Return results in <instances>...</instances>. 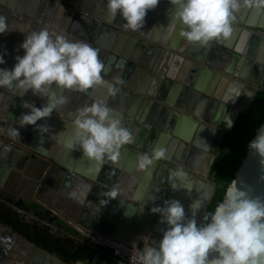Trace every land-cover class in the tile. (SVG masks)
<instances>
[{"label": "crops", "instance_id": "crops-1", "mask_svg": "<svg viewBox=\"0 0 264 264\" xmlns=\"http://www.w3.org/2000/svg\"><path fill=\"white\" fill-rule=\"evenodd\" d=\"M105 5L106 0H0V16L6 18L10 28L6 33L0 34V54L6 53L5 64L0 67L11 69L15 63L14 57L23 55V49L19 45L27 32L47 28L50 33L62 34L70 40L89 42L99 50L100 59L109 67L107 73H102L103 79L112 84H115V78L123 81L116 85L120 91L114 97L107 94L106 84L96 85L86 93L61 92L55 89L58 95L67 96V103L58 106L49 117L37 121V124L48 128L43 133L35 125H21L20 117L30 111L23 107V101L39 107L46 103V98L34 96L30 90L20 96L18 90L0 87V137H3L0 139V189L10 190L13 195L24 198L26 202L47 213L50 221L45 226L61 237L74 236L77 244L87 243L103 247L104 245L94 244L90 234L100 236L98 228L102 222H107L110 231L118 227L123 238L117 240L132 247L129 240L136 239L141 242L144 236L150 237L147 230L158 217V213H154V217L149 216L153 206H163L166 199H177L183 204L186 217L192 218L190 204L204 197L208 199L211 193V171L216 158L211 151L214 137L210 138L207 133H203L199 144L189 143L185 146L177 134L163 131L161 127L170 122V115L162 119L161 109H156L153 103L148 104L147 98L151 97L147 92L161 91L168 97L177 90L176 81L170 82L168 75L175 66L173 55L176 53L156 41H152V49L145 45L138 48L140 42L132 41L129 36L119 39L101 31V25L88 16H94L89 12L93 9L103 8L106 11ZM114 20L120 24L115 25L116 27L135 34L123 28L124 21L119 15ZM159 20L158 16L147 12L142 28L148 26L152 36L160 27ZM254 23L263 27H248L251 34L243 37L241 51L238 52L241 56L248 52L249 56L245 57L249 61L243 63L242 67L236 66L243 75L240 80L250 86H253L254 80L260 82L264 75V15L256 18ZM166 28H163L164 31ZM233 35L235 38L232 43L235 44L241 37V31ZM257 36L262 37L261 40ZM213 44L214 41L207 46L190 43L189 49L202 53L207 48L205 52H209ZM102 50H106V55H103ZM243 97L244 91L238 96L229 93L226 97L228 101H224L228 107L223 112L222 100V104L219 103L215 108L213 117H220L223 122L224 117L228 118L231 109H237ZM93 100H102L113 108L122 117L123 126L133 137L132 143L121 148L118 160L106 162L99 172L95 171L92 162L82 156L78 146L74 150L63 146L73 134L72 120L76 110ZM177 122L178 120L173 121L171 129H175ZM157 123L160 128L156 127ZM216 125L221 127L220 123ZM164 133L168 136L162 135ZM145 147L150 150L163 147L166 149V158L157 160L148 170L141 171L136 168L137 157L151 152ZM38 154L51 157L52 162L59 168L61 165L57 163L68 164L86 174L87 178L80 180V176L72 170H69V174H56V177L54 172L44 173L42 167L35 169L34 156ZM177 167L186 173L182 183L193 187L190 192L182 187L177 190L171 188L170 172ZM176 183L179 185L181 182L177 180ZM116 187L122 189L121 193L117 192L116 198L104 195L108 193L106 191L110 192ZM72 193L75 195H71ZM136 197L144 203L138 202L141 208H133L131 205L133 202L137 203ZM207 199L196 212L197 223L203 222ZM26 217L33 218L32 215ZM62 217L80 231L72 229ZM4 233L6 228L1 227L0 264H73L43 247L44 250L34 247L32 242H36L33 239L12 234L7 240ZM155 233L157 235L154 240L159 241L162 232L157 230ZM101 253V250L98 251L93 260L86 264H96Z\"/></svg>", "mask_w": 264, "mask_h": 264}, {"label": "clouds", "instance_id": "clouds-1", "mask_svg": "<svg viewBox=\"0 0 264 264\" xmlns=\"http://www.w3.org/2000/svg\"><path fill=\"white\" fill-rule=\"evenodd\" d=\"M158 3L159 0H106L105 7L109 18L119 15L123 27L135 32L142 29L147 12ZM169 3L174 9L171 25L178 23L179 35L200 46L229 41L241 9L264 11V0H169ZM8 30L6 18L0 16V34ZM19 48L23 49V55L14 57L11 69L0 67V87L18 90L20 96L30 90L34 96L46 98V103L39 107L23 101V107L30 111L21 115V125H35L41 133L47 132L48 128L37 121L49 117L68 99L55 89L86 93L96 85L106 84L109 96L114 97L120 91L116 85L123 81L115 78L112 84L103 79L102 73H107L109 67L100 59L99 50L87 41L70 40L41 28L27 32ZM5 54H0V65L5 64ZM72 128L73 134L64 142V148L74 150L78 146L96 172L106 162H116L121 148L133 140L123 126L122 117L102 100L78 108ZM248 148L261 157L260 163L264 165V125L249 141ZM163 158L166 149L154 147L150 154L145 152L137 157L136 168L146 171ZM185 177L182 168L171 170V188L182 187L190 192L193 187L182 183ZM177 180L181 182L179 185ZM104 195L116 198L117 191L113 189ZM205 199L190 204L192 218L186 217L184 206L177 199H166L163 206H153L150 211L159 214L166 228L159 241L144 245L138 255L140 264H264V200L250 197L237 187L235 180L230 181L222 199L198 224L195 215Z\"/></svg>", "mask_w": 264, "mask_h": 264}, {"label": "water", "instance_id": "water-1", "mask_svg": "<svg viewBox=\"0 0 264 264\" xmlns=\"http://www.w3.org/2000/svg\"><path fill=\"white\" fill-rule=\"evenodd\" d=\"M84 5L81 6L85 7ZM173 10L174 9L170 5L169 0H159L158 5L154 9L148 11L153 15L158 16L160 18L159 22L161 23L158 30L155 31L152 36L149 33L150 29L148 26H145V28H142L141 30L135 31L134 33L137 35L129 34L127 31L116 27L117 25H120L119 22L109 18L108 13L104 11L103 8L100 10L93 9L92 11H89L94 14V16L92 17L90 14L88 17L92 20H96L97 24L101 25V31H105L107 34H109V36H117L119 39L129 36L132 41H139L140 44L138 43V48L145 45L148 49H152L154 46L152 41H156L165 47L167 46L169 50L176 53L173 55L175 58L173 61L175 66L168 75L170 82L171 80L176 81L175 85L177 90H174L172 95L168 97L165 96L161 91L158 93L148 91L147 94L151 97L147 98L148 104L153 103L156 109H161L163 115L162 119H165V117L170 115V122L166 123L167 125L164 127L162 126L161 128H163V131L166 133L172 131L177 134L178 138H182V144L185 146L189 145V143L192 145L199 144L200 136L203 133H207L210 138L211 136L214 137V145L211 151L214 156H217L226 132L233 128L239 114L247 110L255 93L264 87V75L260 82L254 80V86L252 87L240 80V78H243V75L236 68L237 65L242 67L243 63L249 61V59L245 57V55L249 56L248 52H244L243 56L239 55L238 53L241 51V40L245 35L251 34L248 27H263V25L260 24L257 26V24L254 22L255 19L260 15H264V11L256 12L253 10L241 9V11L237 13L236 20L233 23V34L241 31V37L235 41V44L232 43V40L235 38V36L232 34L231 39L227 42L217 43L214 41L212 49L209 50V52H205L207 49L205 48L204 52L195 53L193 50L189 49L190 43L186 42L184 38L179 35V24L177 23L174 27L171 25V12ZM165 27L167 28L164 31L163 28ZM253 36L256 35L253 34ZM257 38L258 40H261L262 37L257 36ZM102 53L103 55H106V50H102ZM179 67L180 70H178ZM243 91L244 97L242 102L237 106V109H231L229 113L231 115L230 119L228 115V118L224 117L222 122L220 117H213L215 108L219 103L222 104V100L224 107L223 112L228 107L226 104H224V101H228L226 97L229 93H235L238 95ZM230 103L232 104V102ZM174 120H178V122L175 126V129L173 130L171 127ZM229 121L231 122L230 125ZM216 123H220L221 127L216 125ZM155 125L156 127L160 128L158 123ZM261 125H264V117L260 125L255 129V133L251 140L255 138ZM166 133L162 135L168 136ZM1 138L3 137H0V139ZM145 149L151 151L148 147H145ZM38 156L41 159L47 160L43 154H38ZM48 161L51 162L52 165V160L48 159ZM260 161L261 157L254 151L247 148L246 153L242 158L237 170L235 171L231 181L235 180L237 187L245 190L250 197H259L260 199L264 200V165H262ZM59 165L64 168L63 171L66 174H69V170H72L73 173L80 176V180L87 178L86 174L80 173L77 169H73V167L68 164L59 163ZM209 188L211 189V193L205 204V214L208 213L207 208L210 205L216 191L215 183L210 182ZM115 190L118 193L122 192V189L119 187H116ZM136 198H138L135 199L137 203L133 202L131 205L133 208H141L139 207L138 202H143L139 199V197ZM41 204L44 207L46 206L43 203ZM149 216L151 218L154 217L155 214L149 213ZM157 216L158 217L154 225L152 224V227L150 226L151 231L149 230L150 227L147 230V232L150 234V237H143L144 245L154 244L155 240L153 238L155 235H157L155 231L158 230L163 232L164 230L163 227L166 224L161 223L159 214H157ZM62 219L68 223L72 229L80 231V229L70 221L63 217ZM97 232H99L100 236L95 237L93 234H90V236L94 240L101 241V245L114 248V245L111 244L109 240L122 243L117 240L123 238L119 234L118 227L110 231L109 224L107 222H102ZM159 236L162 238V235ZM128 243L134 248L139 247L136 239L129 240ZM32 244L34 247L44 250L36 243L32 242ZM144 245L142 248H140V251H142ZM73 264L77 263L74 262ZM82 264L86 263L83 262Z\"/></svg>", "mask_w": 264, "mask_h": 264}, {"label": "trees", "instance_id": "trees-1", "mask_svg": "<svg viewBox=\"0 0 264 264\" xmlns=\"http://www.w3.org/2000/svg\"><path fill=\"white\" fill-rule=\"evenodd\" d=\"M263 117L264 87L255 93L247 110L239 114L233 128L227 131L223 138L211 171L216 191L209 205L208 213L222 199L224 189L227 183L233 179L234 173L246 153L248 143ZM16 203L18 207H23L24 205L23 201ZM0 222L10 224L29 239H33L41 247L70 262L90 263L98 251L101 250V256L96 264H116L112 248L106 246L96 247L87 243L77 244L71 237H58L51 234L48 227H41L23 221L16 213V210L1 199Z\"/></svg>", "mask_w": 264, "mask_h": 264}, {"label": "flooded vegetation", "instance_id": "flooded-vegetation-1", "mask_svg": "<svg viewBox=\"0 0 264 264\" xmlns=\"http://www.w3.org/2000/svg\"><path fill=\"white\" fill-rule=\"evenodd\" d=\"M253 86H254V84H253ZM230 116L231 115L229 114V119H230ZM43 156L46 157L47 160L41 159L38 155L34 156L35 163H33V168L36 169V168H41L42 167L43 170H44V173L48 172L50 174V173L54 172L56 177H57V175H60L61 173H64V171H63L64 168L62 166H61V168H59V167L55 166L54 163H52V165H51V162L48 161V159H51V157H47L45 155H43ZM35 157H37V158H35ZM57 165H59V164L57 163ZM210 181L214 182L212 180V177H211ZM0 199L3 200L4 202H6L8 205H10L13 209H15L16 213L22 218L23 221H25L27 223L36 224L38 226L44 227L45 223H48L50 221L49 218L47 217V213H44L43 211H41L36 206L34 207L32 204L26 202V200L24 198H21L19 196L13 195V193L10 190L0 189ZM18 201H23L24 202L23 207H18V205L16 203ZM24 213H26V215ZM27 215H32L33 218L32 219H30V218L28 219L26 217ZM1 227L2 228H6V233H4V238H6L7 240L9 238H11L12 234H19V235H22V237L25 236L24 234L20 233L18 230H16L13 226H11L8 223L0 222V228ZM49 231H50V229H49ZM50 233L54 234V235H56L58 237H61L60 235H58V233H53L51 231H50ZM25 237L28 238L27 236H25ZM65 237L73 238L74 236L65 235ZM138 244H139L138 245L139 249L142 248V246L144 245L143 244V240L141 242H138Z\"/></svg>", "mask_w": 264, "mask_h": 264}, {"label": "built area", "instance_id": "built-area-1", "mask_svg": "<svg viewBox=\"0 0 264 264\" xmlns=\"http://www.w3.org/2000/svg\"><path fill=\"white\" fill-rule=\"evenodd\" d=\"M94 244H102L99 240H94ZM114 245L113 255L116 258V264H140L138 255L141 252L138 247H129L123 243L109 240Z\"/></svg>", "mask_w": 264, "mask_h": 264}]
</instances>
